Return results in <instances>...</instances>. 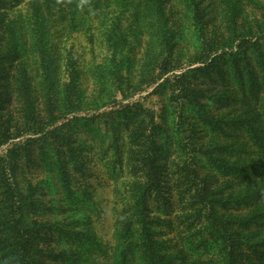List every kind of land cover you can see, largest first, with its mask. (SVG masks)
<instances>
[{
  "label": "rangeland",
  "instance_id": "374dc122",
  "mask_svg": "<svg viewBox=\"0 0 264 264\" xmlns=\"http://www.w3.org/2000/svg\"><path fill=\"white\" fill-rule=\"evenodd\" d=\"M7 1V6H0V54L15 33L23 55L5 65L11 75L24 71L43 119L48 86L61 108L57 127L62 126V138L47 152L64 167L65 184L54 164L49 168L44 164L37 146L18 175L22 190L32 191L40 206L35 217L45 225L41 246L53 255L43 258L45 264H144L134 244L132 190L146 181L141 160L154 126L161 131L154 136L160 196L150 197L146 205L160 252L172 264H189L185 239L199 233L200 238L209 237L206 215L212 206L229 231L264 243V124L254 125L253 139L236 126L243 117L236 102L220 100L224 95L240 97L239 88L231 83L204 84L199 70L189 74L203 66L198 62L203 50L193 33V10L185 0H162L168 35L149 9H119L110 0H101L104 6L96 9L90 3L100 0H52L48 7L47 0ZM194 1L209 45H232L230 4L240 7L238 27H251L252 35L264 13V0ZM38 35L49 58L47 75L38 54ZM252 40L245 43L250 59L258 44L264 54V33ZM182 84L189 91L202 90L205 96L199 102L218 121L217 132L199 119L190 97L180 90ZM10 98L0 111V122L9 123L11 134L22 118L12 91ZM178 121L191 132L171 131ZM131 133L139 135L136 141ZM219 163L232 168V174L222 173ZM188 167L195 179L192 184L185 173ZM201 185L209 199L204 205L195 202ZM160 200L165 202L163 211ZM121 231L127 237H120ZM85 235L93 236L97 245ZM128 243L133 248L122 255ZM239 251V262L249 264L245 257L249 250ZM218 259L213 256L212 263ZM252 260L264 264L257 257Z\"/></svg>",
  "mask_w": 264,
  "mask_h": 264
},
{
  "label": "trees",
  "instance_id": "16d2710c",
  "mask_svg": "<svg viewBox=\"0 0 264 264\" xmlns=\"http://www.w3.org/2000/svg\"><path fill=\"white\" fill-rule=\"evenodd\" d=\"M50 1L52 0H47L46 7L49 6ZM110 1L113 6L119 9H132L133 11H137V9H149L152 16L156 17L163 34L168 35L166 33L168 31L166 29V18L162 0ZM185 1L187 6L193 10V25L195 28L193 33L203 50V58L198 61L203 66L191 69L189 74L199 70L202 76L201 82L204 84L218 82L225 86L231 83L238 87L241 93L240 97L234 98L231 95H224L220 97V100L227 99L236 102L235 107L241 109V115H243L241 120L235 121L236 126L246 131L254 139V131L256 130L254 125L264 124V120H262L264 118V54L259 49L258 44L255 46V51H253L255 57L250 59L245 43H251L252 39L255 38L256 40L264 33V13L261 17V23L256 25V34L252 35L249 33L251 27L244 29L238 27L236 18L240 14V7L230 4L228 29L232 45L226 47L214 42L209 45L202 31L201 18L196 9L195 1ZM92 2L90 5L96 9L98 6L103 7L105 1ZM8 4L9 1L0 0V6L4 7ZM45 10L49 11L50 9ZM37 20L38 17L35 14L33 21L35 25L38 23ZM38 39V54L41 58L43 72L47 75L49 71V58L46 57L47 51L43 40H41L42 36L38 35ZM119 39L121 40V37ZM170 49H168V56L171 53ZM22 55V42L15 33H12L7 51L0 54V111L6 109L10 104V91H12L20 103L22 125L14 128L15 132H11L10 134L9 123L7 121L0 122V264H45L43 258L53 255L49 252H44L41 246L46 241L43 232L45 225L37 221L35 217L40 206L34 199L32 191L29 190L27 192L22 190L19 185L18 175L21 165L30 161L34 146H37L44 164L48 168L54 164L60 180L63 181V185L65 184L64 167L57 160V156H49L47 152L52 142L58 138H62V126L57 127L61 118L59 115L61 108L54 100V94L48 86L45 97V119L39 115L24 71L18 69L16 74L11 75L8 65H5L8 61L13 62ZM252 62H254V65H252ZM10 86L13 87V90H10ZM185 88L182 84L180 90L185 91L187 98L190 97L189 99L195 107L194 110L199 119L203 121L210 131L217 132L220 127L218 121L207 113L208 107L199 102L198 98L204 95L202 90L189 91ZM110 124L111 127L114 126L112 121ZM154 128V131L150 132L149 143L145 150V155L141 160V165L144 166L145 170L146 181L137 185L132 190L134 207L132 218L136 223L137 231V241L134 244L139 246L144 264H172L169 258L160 252L161 245L153 240L151 229L153 221L147 215L148 208L146 202L150 197L159 198L160 196V181L155 165V149L158 146V142L154 136L157 133H161V131H158L155 126ZM171 131L177 134L180 131L185 133L191 132L180 121L176 123L175 128ZM138 136L131 133L130 138L136 141V137ZM187 144L190 146L191 142L188 141ZM70 157L71 160L77 163L75 153L71 152ZM217 165H220L219 170L222 173L232 174V168L228 165H221L220 163ZM79 166L81 167V165ZM185 173L187 180H190V184H192L195 179L189 176V167L185 169ZM196 198L195 202L200 203V205L209 202L204 185H201L197 190ZM159 203L162 204L163 211L165 202L160 200ZM213 208L214 206L210 207V211L206 215L208 221L206 234L209 237L200 238L197 236L201 234L199 233L191 234V237H186L185 239L186 248L189 250V256L192 258L189 264H213L212 257L215 255L219 256L217 264H242V262H239V257L241 256L239 248L249 250V254L243 253L249 264H252L253 256L257 257L260 262H264V243L261 245L252 243L249 241L248 236L229 231L226 223L221 222ZM121 236L125 238L127 237V233L121 231ZM84 238L91 244L97 245L93 236L85 235ZM128 247L133 248L132 243H128L124 247L122 255H124V251Z\"/></svg>",
  "mask_w": 264,
  "mask_h": 264
}]
</instances>
